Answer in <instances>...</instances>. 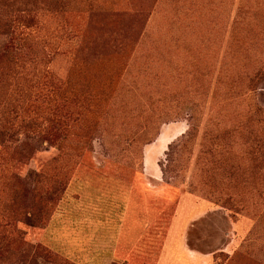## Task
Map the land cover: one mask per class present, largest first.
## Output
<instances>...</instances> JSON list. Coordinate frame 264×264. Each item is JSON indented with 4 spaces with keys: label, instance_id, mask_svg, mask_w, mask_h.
Here are the masks:
<instances>
[{
    "label": "rangeland",
    "instance_id": "obj_1",
    "mask_svg": "<svg viewBox=\"0 0 264 264\" xmlns=\"http://www.w3.org/2000/svg\"><path fill=\"white\" fill-rule=\"evenodd\" d=\"M5 17L0 264H264V0Z\"/></svg>",
    "mask_w": 264,
    "mask_h": 264
},
{
    "label": "trees",
    "instance_id": "obj_2",
    "mask_svg": "<svg viewBox=\"0 0 264 264\" xmlns=\"http://www.w3.org/2000/svg\"><path fill=\"white\" fill-rule=\"evenodd\" d=\"M12 7V5H7L6 8H10ZM11 19L10 18H3L2 20L0 19V34L1 35H10L11 38H13V36H16L15 31L16 28L11 29ZM17 37V36H16ZM258 79H262L264 78V72L259 73L257 75ZM189 137V133L186 135V137H182V139L178 140L176 143H174L172 146H170L169 151H175V149L180 146L181 142L183 140H185V138ZM165 175V172L163 173Z\"/></svg>",
    "mask_w": 264,
    "mask_h": 264
},
{
    "label": "crops",
    "instance_id": "obj_3",
    "mask_svg": "<svg viewBox=\"0 0 264 264\" xmlns=\"http://www.w3.org/2000/svg\"><path fill=\"white\" fill-rule=\"evenodd\" d=\"M126 214H125L124 219H123V224H122V227H121V231H122V229L124 227V222H125L124 220L126 219ZM118 241H119V239L118 240H115V242H114V252L120 251L119 250V243H118Z\"/></svg>",
    "mask_w": 264,
    "mask_h": 264
}]
</instances>
